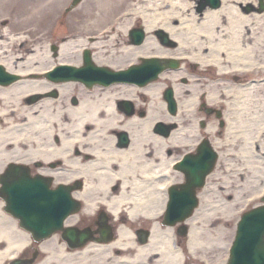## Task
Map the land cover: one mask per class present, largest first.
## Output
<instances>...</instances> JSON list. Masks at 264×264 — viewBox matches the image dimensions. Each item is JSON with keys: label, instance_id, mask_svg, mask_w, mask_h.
Wrapping results in <instances>:
<instances>
[{"label": "flooded vegetation", "instance_id": "af4514ba", "mask_svg": "<svg viewBox=\"0 0 264 264\" xmlns=\"http://www.w3.org/2000/svg\"><path fill=\"white\" fill-rule=\"evenodd\" d=\"M117 4L80 6L78 22L65 37L78 36L86 16L99 28L65 48V63L88 76L66 79L65 92H53L47 73L60 47L47 24L9 46L25 53L21 60L32 67L24 77L44 88L29 96H0V249L9 245L0 256L14 264H37L45 256L50 264H226L228 245L214 252L205 229L199 237L194 233L205 216V184L193 190L187 181L192 165L198 170V153L207 156L214 148L208 123L223 127V114L216 117L214 102L202 90L196 103L181 110V98L196 85L178 73H186L184 59L152 80L138 70L131 77L109 72L148 62L151 35L163 47L178 45L161 39L172 36L168 27L149 26L147 11ZM117 16L120 24L113 22ZM99 37L103 43L94 44ZM0 64L7 69L2 57ZM178 83L183 96L175 92ZM17 187H30V197L16 193ZM23 205L40 223L34 231L14 211ZM22 232L26 237L17 236Z\"/></svg>", "mask_w": 264, "mask_h": 264}, {"label": "bare ground", "instance_id": "6f19581e", "mask_svg": "<svg viewBox=\"0 0 264 264\" xmlns=\"http://www.w3.org/2000/svg\"><path fill=\"white\" fill-rule=\"evenodd\" d=\"M62 1L0 0V57L4 58L8 70L32 69L26 60H21L25 53L21 55L9 46L18 44L33 29H43L47 20L53 23ZM20 3L25 4L21 9ZM129 3L147 11L150 27L166 26L178 41L170 51L151 35L149 45L155 49L150 52L185 53L187 61L197 67L198 81L208 73L206 79L203 78L206 84L200 82L187 98H181V110L196 103L201 92L208 101L224 107V126H216L214 120L208 123L213 129L214 144L219 148V161L203 192L201 209L205 216L197 220L199 225L195 226L194 233L199 237L205 234V229L214 252L217 248L226 249L224 237L231 232L227 225L235 227L241 206L256 201L264 193V8L260 9L258 0H221L218 6L206 5L201 9L199 0H133ZM48 14L51 15L47 18ZM175 19L177 24H174ZM94 20L92 16L81 18L78 36L60 38L56 61L65 59V48L94 28L90 26ZM97 43H103L101 37L94 41ZM25 58L29 61L31 54ZM181 84L176 85L177 96H183ZM54 86L62 92L65 82L54 83ZM43 88L40 80L22 77L7 84L0 82V96H29ZM17 236L24 238L26 233ZM8 248L6 245L0 249V254ZM61 262L57 260L55 264ZM50 263L46 256L37 262ZM0 264L14 263L0 256Z\"/></svg>", "mask_w": 264, "mask_h": 264}, {"label": "rangeland", "instance_id": "374dc122", "mask_svg": "<svg viewBox=\"0 0 264 264\" xmlns=\"http://www.w3.org/2000/svg\"><path fill=\"white\" fill-rule=\"evenodd\" d=\"M61 0H58V2H60ZM68 1H65V0H63L61 3H60V9H58V14L60 15L61 13H63L64 12V7H65V4L67 3ZM89 3H92V4H96V3H98V1L97 0H88V1H86L85 3H83V5H82V7L83 6H85V5H87V4H89ZM101 3H102V5H104V6H107L108 5V7H111V6H114V7H116L117 8V3H116V1H114V0H110V1H108V2H106V1H101ZM122 3H129V1L128 0H125V1H123ZM81 7V8H82ZM80 8V9H81ZM100 12H104V10H102V11H100ZM51 14H48L47 15V18L50 16ZM59 15H57V17H56V20H55V25H54V28L53 27H50L51 29H53L52 31H51V33H53V36H54V38L58 35V34H62V33H64L65 31H67V29H68V27L70 26V25H74V23L73 22H78L77 20L79 19L78 17H79V10H77V11H72V14H70V15H67V16H65V20L64 21H61L60 19H62L61 17H63V16H59ZM64 24H65V28H64ZM186 64H187V70H186V73H180L181 75L182 74H184V75H186V77H188L192 72H194V71H196V66H192V65H190L189 64V62L188 61H186ZM192 77H195V74L193 73L192 74ZM194 84H196V86L197 85H199V83H196V80L195 81H193V83L191 84L192 85V87H193V85ZM186 87H188V86H186ZM190 87V86H189ZM65 92V91H64ZM185 92H181V94H184ZM257 203V201H255L254 203L252 202V203H248L247 205H245L246 207H249V206H251V205H253V204H256ZM239 217V215L237 216V218ZM233 225H231V224H228L227 225V227H230L229 229H230V233H229V236H228V240H229V242H231V240H232V238H233V233H234V226L232 227Z\"/></svg>", "mask_w": 264, "mask_h": 264}, {"label": "water", "instance_id": "95a60500", "mask_svg": "<svg viewBox=\"0 0 264 264\" xmlns=\"http://www.w3.org/2000/svg\"><path fill=\"white\" fill-rule=\"evenodd\" d=\"M206 2H209L211 5H217L218 3H219V0H203L202 1V3L200 4V5H203V3H206ZM261 5H262V3H260ZM55 71H57V72H59V74H61V75H63V76H61L62 78H65V65H62V66H59V67H57V68H55ZM199 182H200V180H199ZM252 221H254V219L253 218H251V219H248L247 221H245V224H244V226H243V228H247V229H251L250 228V225H248V223L247 222H252ZM247 226H249V227H247ZM256 226V225H255ZM239 229H240V225H239ZM262 235V234H261ZM245 236L246 235H243V232L242 233H240V234H237V238H236V240H235V242H234V245H233V248H232V250H231V260H233L234 258H235V253H240V252H242L243 250L241 249V246H243V244L242 243H246V245L248 244V243H250L249 245H251L252 243V239L248 236L247 237V239H245ZM263 240V238H262V236H261V240H260V243H261V241ZM260 243H258L259 245H261L260 247H261V249H262V251H261V256H262V262L264 263V241H262V244H260ZM234 256H233V255ZM253 255H254V253H253ZM238 260V259H237ZM239 260H241V258H239Z\"/></svg>", "mask_w": 264, "mask_h": 264}]
</instances>
